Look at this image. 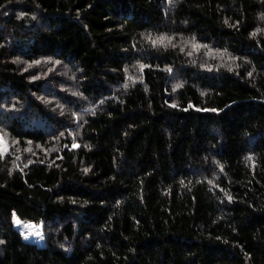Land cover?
I'll return each mask as SVG.
<instances>
[{"label":"trees","instance_id":"1","mask_svg":"<svg viewBox=\"0 0 264 264\" xmlns=\"http://www.w3.org/2000/svg\"><path fill=\"white\" fill-rule=\"evenodd\" d=\"M0 136V264H264V0H0Z\"/></svg>","mask_w":264,"mask_h":264},{"label":"rangeland","instance_id":"2","mask_svg":"<svg viewBox=\"0 0 264 264\" xmlns=\"http://www.w3.org/2000/svg\"><path fill=\"white\" fill-rule=\"evenodd\" d=\"M8 145L5 143V141L0 136V153H3L7 149ZM13 224L16 226L22 236L27 239L34 241L36 243H42V227L40 226V223H34L31 221H23L19 220L17 217L13 218Z\"/></svg>","mask_w":264,"mask_h":264}]
</instances>
